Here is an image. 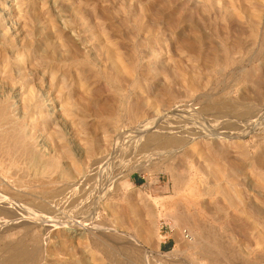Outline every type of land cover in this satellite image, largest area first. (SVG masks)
Returning <instances> with one entry per match:
<instances>
[{
    "label": "rangeland",
    "instance_id": "obj_1",
    "mask_svg": "<svg viewBox=\"0 0 264 264\" xmlns=\"http://www.w3.org/2000/svg\"><path fill=\"white\" fill-rule=\"evenodd\" d=\"M1 106L12 123L0 120L10 134L0 142L27 135L42 162L2 143L0 199L13 202L8 217L37 216L27 246L48 262L75 264L98 239L123 264H264V0H0ZM158 119L177 121L189 143L128 154ZM91 173L88 212L39 191ZM40 200L53 210L40 214ZM47 218L91 230L47 235ZM90 251L87 264H112Z\"/></svg>",
    "mask_w": 264,
    "mask_h": 264
},
{
    "label": "bare ground",
    "instance_id": "obj_2",
    "mask_svg": "<svg viewBox=\"0 0 264 264\" xmlns=\"http://www.w3.org/2000/svg\"><path fill=\"white\" fill-rule=\"evenodd\" d=\"M4 66V65H3ZM12 67V66H11ZM20 72V71H18ZM21 93V92H20ZM20 95V94H19ZM57 97V96H56ZM51 99V98H50ZM54 99V98H52ZM59 99V98H58ZM58 99H54V100H58ZM20 101V104H21V107H23L22 109H24V115L26 118H28V120L32 121L33 117H34V105L32 104V98L27 95V92L26 94L25 93H21V98L19 99ZM57 102V101H56ZM55 102V103H56ZM59 105V103H58ZM65 106V105H64ZM63 105H60V108H64ZM205 106V105H204ZM210 106V105H209ZM227 106L229 107V105L227 104ZM233 106V105H231ZM245 106V105H244ZM2 107V106H1ZM54 108V107H53ZM218 108V107H217ZM226 108V107H225ZM224 108V109H225ZM233 108V107H232ZM208 109V108H207ZM219 109V108H218ZM223 109V110H224ZM229 109V108H228ZM231 109V108H230ZM6 110H7V107L6 106H3L2 108H0V120H4L6 121L5 123H9L11 124L12 122H10L9 118H8V115L6 113ZM245 110V109H244ZM221 111V110H220ZM247 111V110H246ZM234 112V111H233ZM61 113V112H60ZM223 113V112H222ZM68 114V112L66 113ZM219 114V113H217ZM246 114V113H245ZM11 115V114H10ZM63 115V114H62ZM69 115V114H68ZM209 117V116H208ZM168 119H171L172 118H168ZM218 120H220L219 118H217ZM159 120V119H158ZM155 121L154 125L151 124V128H149V130L147 131H150V134L149 135H144L146 133H144L143 135H140V136H136L134 139L135 142L132 141V144H130V146H126L128 147L129 149L127 150L128 154H132V156L134 155L133 153L135 154H140V153H143L145 150H149L153 147H156L158 149V151H160V154L162 153H167L168 155L169 154H173L175 153L177 150H179L180 148L184 147L187 142H188V139L186 138L187 135H184V133L181 132L180 129H183V126H179L178 122L177 121H173L171 123H169L168 121L165 120V122L160 119L159 121H163L162 123H158L159 121ZM3 122V121H2ZM75 122V121H74ZM234 122V121H233ZM16 123V122H15ZM31 123V122H30ZM230 123V122H229ZM48 124V123H47ZM237 124V123H236ZM234 123V125L232 126H235L236 125ZM226 125V124H225ZM228 125V123H227ZM42 126V125H41ZM46 126V124L44 125ZM48 126V125H47ZM46 126V127H47ZM31 127V126H30ZM150 127V126H148ZM0 128H1V124H0ZM187 128V127H185ZM21 129V128H20ZM46 128L45 127H42L40 130H41V134L43 135L44 139H48L50 137L51 134H48L45 130ZM75 130V133L77 134L78 132H76V129ZM186 130V129H185ZM200 130V129H199ZM197 130L195 132V134H197L199 137L202 136L203 132L200 133V131ZM146 131V132H147ZM143 132V131H142ZM185 132V131H184ZM74 133V134H75ZM75 134V136H77ZM148 134V132H147ZM6 136V135H10L8 133H0V138H2L3 136ZM4 136V137H5ZM16 136L17 138H12V139H9V136L8 138H5L7 141L5 142L4 141V138H3V141L0 142V146H2V143L3 145L6 144V146H2L3 149L7 150V151H11V152H16L17 153V149L20 148H24L25 151L24 152H27L31 155L35 153L36 154V149L33 150L34 145H32L33 142H31V139H29L27 137V135H14ZM183 136V137H182ZM185 136V137H184ZM197 136V137H198ZM204 137L206 136V134L203 135ZM52 137V135H51ZM50 137V138H51ZM134 137V136H133ZM193 137V136H192ZM196 137V136H195ZM194 137V138H195ZM54 138V137H53ZM78 139V138H77ZM80 139V138H79ZM193 139V138H192ZM55 140V139H54ZM57 141V140H56ZM80 143V142H79ZM189 143V142H188ZM155 149V148H154ZM1 150V149H0ZM3 150V151H5ZM19 150V149H18ZM23 149H21V152H22ZM55 150V149H54ZM52 150V151H54ZM58 150V149H57ZM152 150V149H151ZM20 151V150H19ZM43 151V150H42ZM163 151V152H161ZM10 153V152H8ZM7 152L6 153H2V154H5V155H9ZM15 153V154H16ZM20 153V152H19ZM18 153V154H19ZM56 153V152H55ZM11 154V153H10ZM14 154V155H15ZM17 154V155H18ZM23 153H21L22 155ZM34 154V156L32 157V155L30 157L32 161H38L37 163L39 162H42L41 159H39L36 155ZM149 154V153H148ZM153 154V153H152ZM13 155V154H11ZM21 155L20 156V159H21ZM26 155V154H24ZM28 155V154H27ZM26 155V156H27ZM148 156V155H147ZM8 159H10V155L7 156ZM13 157V156H12ZM11 157V159H12ZM56 157V156H55ZM139 157V156H138ZM22 158L25 160V158L27 157H23ZM52 158V156H51ZM2 159V158H1ZM19 159V158H18ZM18 159H14L15 162H18ZM20 159H19V162H20ZM22 159V160H23ZM3 160V159H2ZM43 160H46L43 159ZM50 160V159H49ZM47 160V162L49 161ZM10 161V160H9ZM8 161V162H9ZM13 161V160H12ZM30 161V159H29ZM28 161V163H29ZM51 161H53V159H51ZM73 161V160H72ZM11 162V161H10ZM9 162V163H10ZM31 162V161H30ZM46 162V161H44ZM43 162V163H44ZM46 162V163H47ZM45 163V164H46ZM55 163V161L53 162V164ZM1 164V163H0ZM17 164V163H15ZM44 164V165H45ZM49 163H47L48 165ZM51 164V163H50ZM49 164V165H50ZM57 164V163H56ZM72 164V163H71ZM13 165V164H12ZM38 165V164H37ZM43 164H41V167H42ZM43 165V167H44ZM96 165V163H95ZM95 165L93 167V169L95 170ZM39 166V165H38ZM51 166V165H50ZM1 167V166H0ZM40 167V168H41ZM49 167V166H48ZM19 168V167H18ZM79 169V168H78ZM77 170V169H76ZM93 170V171H94ZM78 171V170H77ZM76 171V172H77ZM79 172V171H78ZM94 174V173H93ZM23 175V174H22ZM72 176V175H71ZM78 177V175H76ZM81 176V175H80ZM53 178V177H52ZM71 178H74V177H71ZM92 178V173L91 174H87L83 177H81L79 180H63L60 177H57L56 178H53V180H48V182L46 183H41L40 184V189L38 190L40 192H44L45 190L43 189L44 187H49L50 188V191L48 190V188H45L46 190L48 191H45L49 193V196H48V203L50 204L52 201V203H56V202H60L61 204H63L64 206H77L79 210H86L88 208H91L92 205L93 207L95 206V203L97 202L96 200H94V198H91L90 201H87L86 197H88V194H87V190L85 189V184H86V181L87 180H91ZM77 179V178H76ZM18 180H14V182L17 183ZM41 182V181H40ZM1 183V182H0ZM18 183L21 185L22 184V181H18ZM16 184L18 185V189L20 188L19 184ZM24 183V182H23ZM39 184V183H37ZM23 185V184H22ZM21 185V186H22ZM31 185V184H30ZM42 185L44 187H42ZM4 188V187H3ZM33 188V187H32ZM35 188V187H34ZM28 189V188H27ZM20 190V189H19ZM36 191V190H35ZM21 194V192H19ZM105 194V193H104ZM103 194V195H104ZM2 195V194H1ZM13 195V194H12ZM39 195V194H38ZM101 195V196H103ZM10 196V195H9ZM7 198V197H6ZM5 197H1L0 199V216H4V222L0 223V264H44V262H46L48 260V257H49V253H47L46 251V254L43 252V247L42 249H38V248H29L27 246V241L30 239V236L32 235V232H33V227H36L34 226L35 224L39 223L38 219L36 220L35 217L37 216H34V218L32 217V214H30V216H26V217H23V216H19V217H8L11 213L10 210L12 211V208L14 209V206H12V201L10 199H6ZM12 199V198H11ZM29 200V199H28ZM95 202V203H94ZM34 203V202H33ZM11 204V206H10ZM34 207L38 210V212L41 214V213H44L43 211H52V207L51 205H48L46 202L40 200L38 203H34L33 204ZM27 207V206H26ZM56 207V206H55ZM61 207V206H60ZM96 207V206H95ZM94 207V208H95ZM54 208V207H53ZM18 209V208H17ZM62 209V208H61ZM99 209V208H97ZM29 209H27L28 211ZM91 210V209H90ZM21 211V210H20ZM19 211V212H20ZM58 211V210H56ZM89 211V209L87 210V212ZM94 211V210H92ZM95 212V211H94ZM23 213V212H22ZM25 213V212H24ZM23 213V214H24ZM38 213V214H39ZM50 213V212H49ZM92 213V212H91ZM9 214V215H8ZM12 214V213H11ZM18 214V213H17ZM21 215V214H20ZM27 215V214H26ZM29 215V214H28ZM36 215V214H34ZM15 216V215H14ZM45 216V215H44ZM47 216V215H46ZM48 217V216H47ZM53 218V217H52ZM59 218V217H58ZM68 218V217H67ZM70 218V217H69ZM92 218V217H91ZM57 218L55 219H46V222L45 223H41L44 228H45V233L47 234L48 231H50V229H52V227H54V225L56 224H60V225H68V229H71L72 233H74L73 236H76V235H84L83 233L87 231L90 232L89 228H88V225L86 223H84V219H81V220H70L69 222L65 220H63L64 222H58L56 220ZM66 219V218H64ZM92 220V219H91ZM43 221V220H42ZM92 222V221H91ZM65 223V224H64ZM87 225V226H86ZM23 230V234H20L18 238L16 239H7V237L9 236V234L11 235L13 232H16V231H19V230ZM107 229V228H106ZM109 229V228H108ZM112 229V228H111ZM110 230V229H109ZM108 230V231H109ZM106 231V230H105ZM112 231V230H111ZM111 231H109L111 233ZM118 231V230H117ZM50 233V232H49ZM95 233V232H94ZM117 233V232H116ZM115 233V234H116ZM44 234V233H43ZM108 234V233H107ZM121 234V233H120ZM48 235V234H47ZM90 235V233H89ZM93 235V234H91ZM110 235V234H109ZM125 235V234H124ZM44 236V235H43ZM95 236V234H94ZM93 236V237H94ZM46 237V235H45ZM117 237V236H116ZM47 238V237H46ZM127 238H130L129 236ZM96 239V238H95ZM44 240V239H43ZM47 240V239H45ZM41 241V240H40ZM107 241V240H106ZM82 244V243H81ZM121 244H124V242H122ZM119 244V245H121ZM127 244V243H126ZM42 245V244H41ZM125 245V244H124ZM128 246V245H127ZM86 249L83 250L80 254V256L77 258V261H75V264H87L88 261H89V258L87 256L88 255V252L90 251L91 248H97V249H100L102 252H104V254L108 257V259L110 260V263L112 264H123L122 261L120 260L119 257H117L116 254H114V250H113V253L110 251L111 248L109 243L108 244H105L104 241H101V240H91L90 241V245H86ZM132 248V247H131ZM82 249V248H80ZM45 251V250H44ZM91 252V251H90ZM89 252V253H90ZM120 253V252H119ZM49 254V255H48ZM93 256V255H92ZM59 258V257H58ZM56 258V259H58ZM91 258V257H90ZM55 259V261H56ZM69 259V258H68ZM92 259V258H91ZM59 260V259H58ZM57 260V261H58ZM50 261V259H49ZM54 261V260H53ZM52 261V262H53ZM48 262V261H47ZM60 262V261H58ZM90 262V261H89ZM48 263H51V262H48ZM92 263V262H91ZM95 263V262H94ZM53 264V263H51ZM55 264V263H54ZM70 264V263H69ZM125 264V263H124Z\"/></svg>",
    "mask_w": 264,
    "mask_h": 264
},
{
    "label": "built area",
    "instance_id": "obj_3",
    "mask_svg": "<svg viewBox=\"0 0 264 264\" xmlns=\"http://www.w3.org/2000/svg\"><path fill=\"white\" fill-rule=\"evenodd\" d=\"M183 236H184V238L189 239L190 238V233L187 230H184L183 231Z\"/></svg>",
    "mask_w": 264,
    "mask_h": 264
},
{
    "label": "crops",
    "instance_id": "obj_4",
    "mask_svg": "<svg viewBox=\"0 0 264 264\" xmlns=\"http://www.w3.org/2000/svg\"><path fill=\"white\" fill-rule=\"evenodd\" d=\"M165 247H167V248H168V247H169V245H167V246H165Z\"/></svg>",
    "mask_w": 264,
    "mask_h": 264
}]
</instances>
